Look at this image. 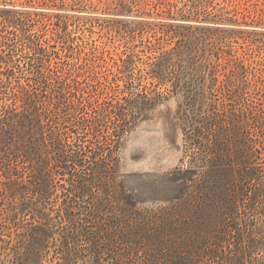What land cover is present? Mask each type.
Instances as JSON below:
<instances>
[{
  "label": "rangeland",
  "instance_id": "1",
  "mask_svg": "<svg viewBox=\"0 0 264 264\" xmlns=\"http://www.w3.org/2000/svg\"><path fill=\"white\" fill-rule=\"evenodd\" d=\"M0 264H264V0H0Z\"/></svg>",
  "mask_w": 264,
  "mask_h": 264
}]
</instances>
